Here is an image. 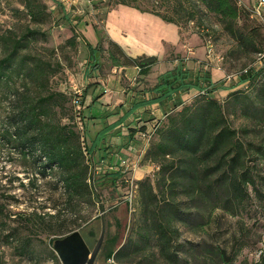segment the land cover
<instances>
[{
  "label": "trees",
  "instance_id": "trees-1",
  "mask_svg": "<svg viewBox=\"0 0 264 264\" xmlns=\"http://www.w3.org/2000/svg\"><path fill=\"white\" fill-rule=\"evenodd\" d=\"M108 5L109 12L125 7L153 16L177 27L179 34L181 26L191 23L193 33L202 37L208 34L203 20L213 16L233 42V55L238 54L246 63L245 69L236 75V82L226 86L213 82L206 61L199 63L196 58L172 55L175 67L159 75L148 91L147 100L157 104L162 114L125 130L132 136L131 140L141 146L138 133L148 134L153 130L139 167L152 169L155 185L150 176L136 181L135 199L141 209L138 228L132 229L136 240L117 247L118 234H104L96 262L103 259L105 263L126 264L149 251L139 264H233L251 244L256 226L251 224V216L264 211V66L256 69L264 59V36L258 27H251L249 17L259 19L252 11L248 14L238 0H108ZM57 7L63 13L62 19L69 22L61 6L57 4ZM13 13L39 23L45 5L40 0H22V10L16 9ZM27 28L21 34L15 33L13 28L0 32V93L8 106L0 125L1 140L18 150L24 161L40 166L43 177L52 176L63 185L68 208L74 200L100 202L101 191L107 187L113 191L124 187V195H127L125 181L130 173L120 169L117 156L125 154L132 159L139 149L128 146L119 150L118 145L110 144L113 134L128 115L126 105H118L115 114L107 110L100 112L97 105L94 108L104 96H93L96 85L97 89L104 87L97 76L89 81L91 89L86 87L81 93L63 95L53 91L50 64L36 53V33ZM70 30L67 44L74 48L77 32L71 26ZM84 45L88 50V63L96 73L100 46L92 48L85 40ZM110 45L117 53L116 56L109 54L112 67L137 68L133 85H125L123 89L124 96L133 94L130 98H136L134 94L145 92L135 87L138 83L147 84L144 77L150 65L142 66L139 62L144 57L131 59L111 41ZM242 85L250 90L233 91ZM220 90L231 91L222 103L212 98ZM192 92H196L193 103L173 113L174 108L183 104L181 95ZM142 104L137 103L135 107ZM91 108L94 109L91 111ZM237 118L242 120V125L235 127L233 121ZM87 125L90 130L98 128L90 138ZM104 161L107 164L103 165ZM8 202H14V197L6 193L0 195L2 226H5L3 220L10 217ZM181 202L185 208H181ZM42 217H33L39 226H44ZM226 217L237 219L235 231L227 242L220 243L221 234L218 233L222 232ZM100 220L101 225L108 227L103 219ZM19 221L25 227L32 225L23 215L19 216ZM52 223L47 225L52 229L55 226L50 236L59 237L49 239L51 249L56 239L73 233V230L61 232L64 221L57 219ZM87 223L84 219L83 225ZM116 227L120 228L118 223ZM180 228L207 240L197 245L179 243ZM225 231L227 233L228 229ZM79 233L90 248L100 235L97 236L93 228L84 235ZM2 239L20 257L29 254L31 238L21 237L16 229H11ZM256 244L261 245L257 264H264V233ZM49 255L57 264L53 249Z\"/></svg>",
  "mask_w": 264,
  "mask_h": 264
},
{
  "label": "rangeland",
  "instance_id": "rangeland-1",
  "mask_svg": "<svg viewBox=\"0 0 264 264\" xmlns=\"http://www.w3.org/2000/svg\"><path fill=\"white\" fill-rule=\"evenodd\" d=\"M40 1L45 5V13L40 22L37 21L39 23H33L25 15L13 13L16 9L22 10V0H0V32L13 28L15 33L21 34L28 27L29 31L36 33L34 47L37 49L36 53L41 55V59L50 64V88L53 91L63 95L77 91L81 93L86 87L91 89L92 86H89L91 85L89 81L93 76H100L99 78L104 80L105 85L98 89L96 85L94 88L95 95L108 96L106 98L115 103L110 106L107 113L115 114L118 111L117 107L120 104L116 102L118 101L116 94L120 95V88L124 85L123 80H120V86H118L116 82L118 74L110 73L112 66L109 54L117 55L110 45V41L117 45L125 55L132 58H140L141 55L150 54V57L162 60L164 56L171 58L172 50H176V53L182 52L181 45L176 47V44L167 41L165 43L160 42L162 34L157 33H160L161 30L151 20L146 21V18L143 20L138 18L139 12L125 7H118L109 12L108 0ZM238 1L250 14L258 0ZM57 4L61 6L69 22L62 19L63 13ZM140 16L148 17L146 14H140ZM249 21L252 22L251 27H258L259 33L264 36V16L260 20L249 17ZM203 22L208 33L204 37L193 33V26L185 25L180 28L181 43L186 44L190 49H197L196 56L187 58H196L199 63L206 61L209 64L208 70L211 72L213 82L230 86L236 82V75L245 69L243 65L246 61L239 59L238 54L233 55L231 52L233 42L220 29V25L213 16L205 17ZM70 26L77 32L74 48L67 44L71 37ZM207 37H210L211 56L207 54L208 45L205 42ZM83 39L91 45L100 46L96 73L88 63V50ZM168 46L171 47V50ZM259 62L261 65H257L256 69L264 66V59ZM193 66L199 68L197 64H193ZM109 76H115L117 80L115 78V81L113 79L108 81ZM248 90L250 89L247 88V85H242L233 91L247 92ZM229 92L231 91L220 90L214 93L212 98L222 103L226 100ZM195 95L196 92L182 94L183 104L174 108L173 113L181 111L183 107L190 106L195 100ZM5 102L0 93V125H2L1 121L8 109ZM67 106L69 107L68 101ZM99 111L104 112L106 108H100ZM63 122L66 123V119ZM241 122L242 120L237 118L233 121V125L235 127L242 125ZM87 129H89L88 125ZM97 129V127L89 129L87 137L90 138ZM19 153L18 150L13 149V146L3 143L0 138V195L6 193L14 197V202L7 204L10 217L3 220L2 223H5V226L0 225V264H56L50 260L49 253L52 249L48 241L59 236H50L55 226H52V229L47 225L57 219L64 221L65 226L61 229L62 233L73 230L72 232L78 231L84 235L88 229L93 228L98 236L102 227L100 219H103L104 223L108 224V227H104L105 235L106 233L107 235L118 234L117 247L125 245L129 240H131L130 242L136 240L135 231L141 221V209L137 198H134L130 207L124 203V196L126 195H124V187L120 190L115 189V191L111 187H107L101 191L100 202L94 204L78 203L74 200L68 208L63 185L53 180L52 176L43 177L40 174V166L34 165L31 161H24ZM97 159L95 157V165L98 163ZM104 164L107 162L104 161ZM149 178L154 183L155 178L152 173ZM136 181L139 182L140 180L136 178ZM72 206H75L74 211ZM181 208H185L184 202H181ZM21 215L28 217L32 225L25 227L19 221ZM34 215L44 216L42 217L44 226H39L37 220L33 218ZM48 217L55 219L49 220ZM84 219H87L86 225H83ZM236 220V218L228 217L224 219L222 232L218 233L221 234L220 243L227 242L229 235L235 231ZM250 222L256 224L253 227L251 244L237 256L233 264H257L258 262L261 245L256 244V241L264 233V211L259 212L256 216L252 215ZM116 223L119 224L120 228L117 229ZM52 225L55 224L52 223ZM78 227L81 228L77 229ZM11 229H16L21 237L31 238L30 252L26 257H20L2 239L3 236L8 235ZM226 229H228L227 233ZM179 231V243L197 245L202 240H207L205 237L193 235L185 228H180ZM95 242L93 241L91 248L94 247ZM148 252L145 251L126 264H139V260L145 257ZM181 254L182 252L179 256ZM57 264H61L59 259ZM97 264H108V262L105 263L103 259H99Z\"/></svg>",
  "mask_w": 264,
  "mask_h": 264
},
{
  "label": "crops",
  "instance_id": "crops-1",
  "mask_svg": "<svg viewBox=\"0 0 264 264\" xmlns=\"http://www.w3.org/2000/svg\"><path fill=\"white\" fill-rule=\"evenodd\" d=\"M137 16H138V18H141L142 20L145 18H146L145 19L146 21L148 19L151 20V22H153L158 27V29L161 30L160 33H157V34H162L160 42L165 43L167 41V42H170L171 44H176V47H177V45L182 46V48H181L182 52L181 53H179V52L176 53V50H174L175 52L172 50V53H171L172 55L179 54L182 57H185V59H189L187 57H191V56L194 57L197 55L196 54L197 49L196 50L190 49L186 46V44L181 43V34H179V30L177 27L170 25V24H165L162 21H160L159 19L154 18L153 16H150V15H148V17L140 16V14ZM91 46H92V48L96 47V45H91ZM168 48H169V50H171L170 46H168ZM172 49H174V48H172ZM148 56L150 57L151 55L150 54L141 55L140 57H148ZM127 57H129L131 59L139 58V57L132 58L130 56H127ZM154 60H155L154 63L152 65H150V67L148 68L147 75L144 77V80H145V82H147V84L143 85V83L142 84L138 83V85H136V87H135V88L138 87L139 89L143 88L145 90V92H143L141 94H134L137 96L136 98L131 99L130 96H132L133 94L128 95V97H127V96H124V94L122 92L123 87L125 85H131V86L133 85L132 81H135V78L137 77V74H138L137 68L135 66L121 67V68L112 67L111 68L112 70L110 73L116 74V75L118 74V80H117V77H115V76L114 77L109 76L110 79L108 80V81H111L113 79L115 81V78H116V80H117L116 82H117L118 86H120L119 81L123 80L124 85H122L123 87L120 88V90H121L120 95L116 94V97L118 99V101H116V102H118V104L126 105L125 111H128L127 112L128 115L126 116V119L124 120L122 125L119 126V128H117V130H116L117 133L115 132L113 134L110 144L118 145L119 150H124L128 146H134L135 150L139 149L138 150L139 152H137V154H142V156H143L146 149H144L143 146H141L140 144L131 140L132 136H129L128 135L129 132H127L125 130L133 128L135 125H137V123H139L141 121H145V120L152 119V118H157L159 115L162 114L163 110L159 109L157 107V104H151L147 100L149 98V92L148 91L156 83V79L159 75L165 73L166 71L172 70L176 65V60H174L172 58L169 59V58H167V56H164V58L162 60H158L156 58H154ZM97 77H98L97 80H99L102 83V85L104 86L105 85L104 80L102 78H99L100 76H97ZM93 96H96L95 93H93ZM106 97L108 98V96L104 95L99 100V103L94 105V108L97 105L99 108H106V110L108 111L110 106L114 105L115 103H113V101L111 102V100L109 101V99H107ZM88 98H90V97H88ZM89 101L90 100L88 99L87 102L89 103ZM109 102H111V103H109ZM140 102H143V104L136 108L135 105L137 103H140ZM94 108H91V111ZM164 111H165V109H164ZM151 172H152V169L148 166L139 167L138 170L134 173V178L141 180L142 178H144L146 176H150ZM137 176H139V177H137Z\"/></svg>",
  "mask_w": 264,
  "mask_h": 264
},
{
  "label": "water",
  "instance_id": "water-1",
  "mask_svg": "<svg viewBox=\"0 0 264 264\" xmlns=\"http://www.w3.org/2000/svg\"><path fill=\"white\" fill-rule=\"evenodd\" d=\"M153 57H144L139 64L142 66L152 65ZM104 226L102 224L99 238L91 250L82 235L75 231L65 237L56 239L52 244V249L61 264H97L99 250L104 239Z\"/></svg>",
  "mask_w": 264,
  "mask_h": 264
},
{
  "label": "built area",
  "instance_id": "built-area-1",
  "mask_svg": "<svg viewBox=\"0 0 264 264\" xmlns=\"http://www.w3.org/2000/svg\"><path fill=\"white\" fill-rule=\"evenodd\" d=\"M263 9H264V0H258L252 10V13L256 18L260 20L262 19ZM190 26H192L191 23ZM207 45H208L207 54L211 56L212 54L211 42L207 41ZM138 136L143 143V148L146 149L148 143L152 139L153 130L151 131V133L148 134L138 133ZM141 159H142V154H138L136 155V157L132 159L128 158L125 154H120L117 156L118 166L120 167V169L130 173V178L125 181V184L127 186V195L124 198V203H127L129 207L131 206V203L136 196L138 186L136 183V179L134 178V173L138 170ZM108 264H112V262L109 261Z\"/></svg>",
  "mask_w": 264,
  "mask_h": 264
},
{
  "label": "flooded vegetation",
  "instance_id": "flooded-vegetation-1",
  "mask_svg": "<svg viewBox=\"0 0 264 264\" xmlns=\"http://www.w3.org/2000/svg\"><path fill=\"white\" fill-rule=\"evenodd\" d=\"M90 248V247H89ZM94 248V247H93ZM93 248H90L91 250L93 249Z\"/></svg>",
  "mask_w": 264,
  "mask_h": 264
}]
</instances>
